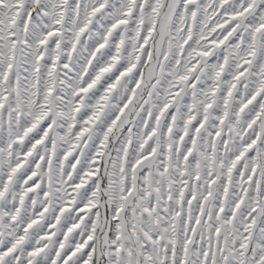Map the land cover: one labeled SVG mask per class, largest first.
Returning <instances> with one entry per match:
<instances>
[{"label": "snow or ice", "instance_id": "snow-or-ice-1", "mask_svg": "<svg viewBox=\"0 0 264 264\" xmlns=\"http://www.w3.org/2000/svg\"><path fill=\"white\" fill-rule=\"evenodd\" d=\"M0 264H264V0H0Z\"/></svg>", "mask_w": 264, "mask_h": 264}]
</instances>
